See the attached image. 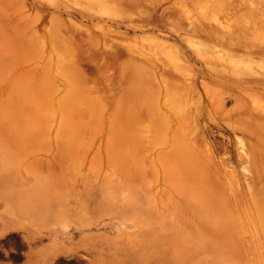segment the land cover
<instances>
[{
	"label": "rangeland",
	"instance_id": "rangeland-1",
	"mask_svg": "<svg viewBox=\"0 0 264 264\" xmlns=\"http://www.w3.org/2000/svg\"><path fill=\"white\" fill-rule=\"evenodd\" d=\"M0 224L3 264H264V0H0Z\"/></svg>",
	"mask_w": 264,
	"mask_h": 264
},
{
	"label": "bare ground",
	"instance_id": "bare-ground-1",
	"mask_svg": "<svg viewBox=\"0 0 264 264\" xmlns=\"http://www.w3.org/2000/svg\"><path fill=\"white\" fill-rule=\"evenodd\" d=\"M224 31V30H223ZM209 149H211V148H209ZM242 151V150H241ZM244 153V156L245 157H247L248 155L246 154V152H243ZM239 159V158H238ZM243 159H244V157H243ZM88 201V200H87ZM99 201V200H98ZM101 206V205H100ZM101 209V208H100ZM98 210V209H97ZM99 213V212H98ZM102 217L103 216H101V217H99L100 219H102ZM103 220H101V221H99V222H97V220H96V217L94 216V217H90V218H88V220H87V226H95L96 224L97 225H101V227H107V225H108V223H103L102 222ZM109 225H110V223H109ZM79 228H84V227H79ZM25 229H26V227H25ZM69 229V228H68ZM81 229H80V234L82 235V240L83 241H93V242H91L90 244H94V243H96V242H98V244H102V243H104V244H106V247L108 248V251L107 252H110V250H114V252H112L111 254H110V256H109V259H107V260H109L110 262V264H125V262H127L128 264L132 261V255H131V250L128 248V247H126V246H124V247H120L121 248V251H120V248H119V241H121L122 240V238H119L118 239V236H116L117 238H115L116 239V242H113V240L112 239H110L109 237H106L104 234L105 233H99L98 235L96 234H85V231H84V229H82L83 231H81ZM65 230H66V228H65ZM87 230V229H86ZM61 234V233H60ZM108 234V233H107ZM51 235H52V233H51ZM50 235V236H51ZM44 236V235H43ZM55 238V237H54ZM59 239H60V237H59ZM58 240V239H57ZM68 241V240H67ZM134 241V240H133ZM122 242V241H121ZM131 242H132V240H131ZM64 244V243H63ZM88 244V243H87ZM86 244V245H87ZM131 244V243H130ZM134 245V244H133ZM38 246V245H37ZM105 247V246H104ZM51 249L53 250V254L55 255V254H57V253H59L61 250H60V243L58 244V243H54L53 245H52V247H51ZM105 249V248H104ZM132 249V248H131ZM44 252H46V249L44 248V247H42V248H40L38 251H37V260L38 261H42V263L44 262V259L46 258V256H45V254H44ZM119 254H121V256L119 255ZM134 254V253H133ZM109 255V254H108ZM111 257V258H110ZM135 259V258H134ZM135 262H136V260H135ZM103 263H105V264H107V262L105 261V260H102V262L100 263V264H103Z\"/></svg>",
	"mask_w": 264,
	"mask_h": 264
},
{
	"label": "crops",
	"instance_id": "crops-1",
	"mask_svg": "<svg viewBox=\"0 0 264 264\" xmlns=\"http://www.w3.org/2000/svg\"><path fill=\"white\" fill-rule=\"evenodd\" d=\"M2 230L3 228H1V224H0V236L2 235ZM4 262L2 260H0V264H3Z\"/></svg>",
	"mask_w": 264,
	"mask_h": 264
}]
</instances>
